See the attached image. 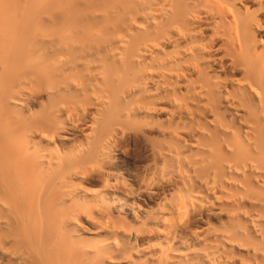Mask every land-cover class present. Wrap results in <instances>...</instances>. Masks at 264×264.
Instances as JSON below:
<instances>
[{
    "label": "bare ground",
    "instance_id": "obj_1",
    "mask_svg": "<svg viewBox=\"0 0 264 264\" xmlns=\"http://www.w3.org/2000/svg\"><path fill=\"white\" fill-rule=\"evenodd\" d=\"M0 264H264V0H0Z\"/></svg>",
    "mask_w": 264,
    "mask_h": 264
}]
</instances>
